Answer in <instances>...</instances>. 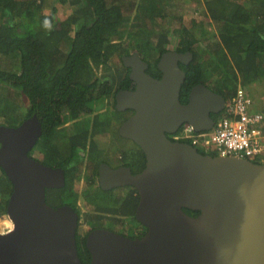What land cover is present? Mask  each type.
Masks as SVG:
<instances>
[{"label":"water","instance_id":"obj_1","mask_svg":"<svg viewBox=\"0 0 264 264\" xmlns=\"http://www.w3.org/2000/svg\"><path fill=\"white\" fill-rule=\"evenodd\" d=\"M190 52L163 53L159 79L145 72L137 53L121 57L133 90L115 94L117 112L132 111L118 135L145 157L144 169L101 164V190L133 187L134 212L146 228L140 238L94 229L85 239L89 264H264V163L201 154L170 140L184 124L196 132L213 127L225 98L203 84L181 104ZM42 135L36 115L17 127L0 126V169L12 185L6 207L10 229L0 233V264H82L76 246L78 215L68 205L46 202V190L65 185L61 168L30 157ZM184 209L198 212L188 215Z\"/></svg>","mask_w":264,"mask_h":264},{"label":"trees","instance_id":"obj_2","mask_svg":"<svg viewBox=\"0 0 264 264\" xmlns=\"http://www.w3.org/2000/svg\"><path fill=\"white\" fill-rule=\"evenodd\" d=\"M55 1L76 9L70 15H62L52 6L48 14L43 13L40 0H0V55L14 62V67L8 70L0 68V91L4 92L0 96V126L17 127L37 116L42 135L34 147L40 152L36 160L50 168H61L65 178L64 187L46 191V202L47 195L53 194L52 199L59 201L53 208L68 205L78 214L76 246L85 264L90 258L85 238L91 230L80 232L82 215L73 192L81 181L86 186L97 185V166L103 151L98 149L96 137L110 132V124L122 119V113L114 108L113 95L117 89H126L131 84L124 66V76L116 68L117 76L111 73L98 76V70H104L114 57L122 65L121 57L134 51L149 63L150 74L156 77L159 73L156 64L163 53L190 52L191 62L180 65L185 72L180 90L182 102H187L189 91L197 84L227 100L237 86L264 81V0H205V16L218 31L213 51L201 49L200 42L208 41V35L195 21L186 26L180 16H174V28H166L171 0ZM46 18L52 22V31L43 27ZM197 27H201V32ZM149 53L156 55L153 63L148 61ZM116 77L119 81L115 88ZM106 98H112V109L96 113L93 103ZM81 115L90 117L88 127L80 122ZM218 116L213 118L216 120ZM113 134L120 139L117 130ZM135 148L116 149L110 154L122 157L124 166L130 167L133 174L145 166L142 151ZM255 163H264V158L263 162ZM0 172V218H5L12 185L1 169ZM126 189L128 193L120 202L98 185L93 188L102 191L106 205L103 198L96 201L90 189L82 192L85 205L93 212L84 215L90 229H103L102 220L110 214L117 216L108 217L110 224L117 223L119 217L136 221L138 193L133 187ZM184 211L191 216L199 214ZM141 236L137 233L134 237Z\"/></svg>","mask_w":264,"mask_h":264},{"label":"rangeland","instance_id":"obj_3","mask_svg":"<svg viewBox=\"0 0 264 264\" xmlns=\"http://www.w3.org/2000/svg\"><path fill=\"white\" fill-rule=\"evenodd\" d=\"M40 1L43 4V13L45 12L49 14L52 6L56 7L58 9V12L62 15H70L74 11V9H76L75 6H70L68 3L66 5H60V3L57 1L53 3V0H40ZM243 1L244 0H242V2ZM170 3H171V7L169 9L170 14L168 17V21L166 22V28H168L169 30L174 28L175 24H174V21L172 20L173 19L172 17L174 16H180L182 18V22L186 26H191L192 22L195 21L197 23L196 25L201 24L203 26V28L206 30V33L208 35L207 36L208 41L202 40V42H200L201 49L205 48L207 50L209 49L213 51L215 48V45L218 43V36H217L218 31L214 27V25L209 21V19L206 18L205 16L206 15L205 5H204L205 0H171ZM196 30H198V32H201V27H197ZM172 38H173V35L170 36L171 41H172ZM129 53H134V51L133 52L131 51ZM147 58L150 63H153L154 59L156 58V55L149 53L147 55ZM13 65H14L13 60L9 59L6 56L0 55V68H4L8 70L11 66L14 67ZM115 68L117 69L118 73L121 74V76L125 75L126 71L123 69V64L121 65L117 57H114L107 64L104 70L103 68L99 69L97 74L98 76L100 75L102 76L103 74L105 75L107 73H111L114 76H117V71ZM118 81L119 80L116 77L115 83L113 84L115 88L118 87V84H117ZM241 86L242 88L245 89L246 93H248V95L253 99V107L250 109V111L264 112V81L262 80L254 84H250L247 87H244L243 85ZM3 95H4V92L0 91V96H3ZM12 95H13L12 99H14L15 94L12 93ZM93 106H95L94 111H96V113H99L102 110H111L112 109V98H106V99L99 100L98 102H94ZM112 115H110V117H112ZM105 118H108V120L110 119L109 116H105ZM1 121L2 120L0 119V123ZM80 122L83 123L84 127H88V124L91 123L90 117H88L87 115H83V116L81 115ZM118 127H119L118 122L116 124L112 123L110 124V128H109L110 132H103L102 134L96 137V142L98 143L99 148L103 151V154L105 153L112 154V152L116 149H122L123 151L131 149L132 147H133V150L135 149L131 141L127 139H123V140L118 139L116 134L112 135V133H114L118 129ZM114 141H119V144H116ZM32 151L33 152L31 156L35 159L39 158L40 152L38 151V149L35 148ZM258 161L259 159H254V162H258ZM0 178H2L1 172H0ZM96 186H97L96 184L95 186L93 185L86 186L85 183L81 181L79 184L76 185V189H74V192H73L77 196L76 203H75L76 207L80 210L81 215H82L81 216L82 226L80 227V232L82 233L84 232L85 229L88 230V225L84 222V215L93 213L90 206L85 205L83 201L84 198L82 196V192L90 189V192L93 198H96V201H100V198L102 199L104 195L102 191L100 190H92ZM51 190H56V189H51ZM126 193H127L126 190H123L118 193H112V198L115 200L118 199L121 202L124 199ZM52 198H55V195L53 194L47 195V202H49V205L51 207L55 203L59 204V201L53 200ZM102 203L103 205L107 204V202L104 201V198H103ZM108 217H112L113 219H116L117 216L110 214L109 216L107 215L105 216V218H103L102 227L103 229L104 227H106V230L111 228V224L108 220L109 219ZM134 223L136 224L137 227L139 226L136 223V221L129 220L128 217H119L118 222L115 224H112V226L114 227V229L118 231L123 230L124 232V231H128V229L132 227ZM8 227H9L8 223L6 221H3L2 218H0V232H3Z\"/></svg>","mask_w":264,"mask_h":264},{"label":"built area","instance_id":"obj_4","mask_svg":"<svg viewBox=\"0 0 264 264\" xmlns=\"http://www.w3.org/2000/svg\"><path fill=\"white\" fill-rule=\"evenodd\" d=\"M253 99L242 86L225 100L213 127L196 132L184 124L169 135L170 140L190 144L199 152L221 157H238L251 162L264 158V113L250 111ZM255 163V162H254Z\"/></svg>","mask_w":264,"mask_h":264},{"label":"flooded vegetation","instance_id":"obj_5","mask_svg":"<svg viewBox=\"0 0 264 264\" xmlns=\"http://www.w3.org/2000/svg\"><path fill=\"white\" fill-rule=\"evenodd\" d=\"M134 53H136V52H134ZM133 53H129V54H127V55H132ZM137 55L139 56V54L137 53ZM140 57V56H139ZM141 58V57H140ZM142 59V58H141ZM143 60V59H142ZM144 61V60H143ZM146 62V61H145ZM146 63H148V62H146ZM127 72H128V75H129V71H128V69H127ZM145 72L147 73V74H149L150 76H152L153 78H157V79H159L160 78V76H161V73L159 72L157 75H156V77L155 76H153L152 74H150V67H149V63H148V68L145 70ZM127 90H133L134 89V84L131 82V84H129L128 85V88H126ZM118 91H120V89H117ZM121 90H125V89H121ZM118 91H116L115 92V94L118 92ZM115 94L113 95V99L115 98ZM179 100H180V102H181V104H185V103H183L182 102V99H181V96L179 95ZM115 102V101H114ZM112 103H113V101H112ZM115 105V104H114ZM112 106H113V104H112ZM105 111L106 110H102V111H100L99 112V114H104L105 113ZM120 113H122V119H120L119 121L116 119V121H114V122H112L113 124H116L117 122H118V124H119V126L126 120V119H128L131 115H132V111H124V112H120ZM118 129H119V127H118ZM118 129H117V133H118ZM108 135H110V134H108ZM119 137V136H118ZM120 139H122L121 137H119ZM111 140V139H110ZM116 144H119V141H114ZM132 143V142H131ZM134 147L136 146L134 143L132 144ZM99 150H100V148H98ZM132 150H133V147L131 148ZM136 149V148H135ZM128 150H130V149H128ZM121 151V150H120ZM103 156H101L102 157V160L101 161H99V164H98V166H97V185L99 186V184H98V169H99V166L101 165V164H105V165H107V166H109L111 169H118V168H123V167H126V166H124V163L121 161L122 160V157H120V156H117L116 158L114 157V156H111L110 154H102ZM130 168V167H129ZM130 170H131V168H130ZM131 172H132V170H131ZM132 174H133V172H132ZM127 187H120V188H113V189H111V190H107V191H104V190H102V191H104V192H107V193H111V195H112V193H118V192H121V191H123V190H126L127 191V193H128V190L126 189ZM48 190H51V189H48ZM47 191V190H46ZM126 193V194H127ZM129 218V220H132L130 217H128ZM132 221H134V220H132ZM137 222V221H136ZM139 224V223H138ZM100 229H102V228H100ZM104 229H106V227H104ZM146 229V228H145ZM143 227L141 228V225L139 224V226L137 227L136 226V224L134 223L133 224V226L132 227H130L129 229H128V231H124L123 232V230L122 231H118V230H116V229H114V227L112 226V224H111V228H109L108 230H110V231H112V232H116V233H119V234H121V235H124V236H127V237H130V238H135L134 236H135V234L137 235V233H139V234H142V236L145 234V232H146V230H145ZM88 230H94V229H90V227L88 226ZM133 236V237H132ZM141 236V237H142ZM89 262H90V258H89ZM89 262H87L86 260L84 261V263L85 264H89Z\"/></svg>","mask_w":264,"mask_h":264},{"label":"clouds","instance_id":"obj_6","mask_svg":"<svg viewBox=\"0 0 264 264\" xmlns=\"http://www.w3.org/2000/svg\"><path fill=\"white\" fill-rule=\"evenodd\" d=\"M43 27L46 29V30H48V31H52V29H53V25H52V22H51V20L50 19H45L44 21H43ZM120 137V136H119ZM201 153V152H200ZM217 156V155H216ZM32 157V156H31ZM33 158V157H32ZM33 159H35V158H33ZM71 207V206H70ZM72 208V207H71ZM73 209V208H72ZM78 215V214H77ZM3 219V221H6L7 223H8V225H9V227L8 228H6L3 232H0V233H4V232H6L8 229H10V224H9V221H8V219H7V217L5 216V218H2ZM79 227V226H78ZM85 232L86 231H88L87 229H85L84 230ZM90 232V231H89ZM88 232V233H89ZM86 239V238H85Z\"/></svg>","mask_w":264,"mask_h":264},{"label":"crops","instance_id":"obj_7","mask_svg":"<svg viewBox=\"0 0 264 264\" xmlns=\"http://www.w3.org/2000/svg\"><path fill=\"white\" fill-rule=\"evenodd\" d=\"M264 113V112H263ZM219 115V114H218Z\"/></svg>","mask_w":264,"mask_h":264}]
</instances>
